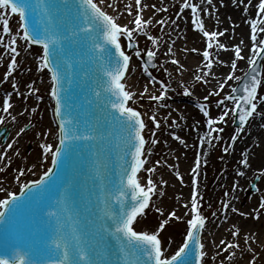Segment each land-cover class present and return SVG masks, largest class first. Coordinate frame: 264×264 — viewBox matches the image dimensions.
Listing matches in <instances>:
<instances>
[{"label":"snow or ice","instance_id":"obj_1","mask_svg":"<svg viewBox=\"0 0 264 264\" xmlns=\"http://www.w3.org/2000/svg\"><path fill=\"white\" fill-rule=\"evenodd\" d=\"M65 9L69 5H77L75 15L68 19L67 16L61 18L63 9L57 3V0H48L38 6L33 0H0V48L4 50V55L10 57V63L3 78L8 82L10 77L17 74L21 65L17 57L20 56L18 41H23L28 47L39 45L42 47V56H40L39 68L47 69L50 73L51 88L50 97L55 100V112L59 120V145L54 147L52 144L42 145L44 149V158L47 159L51 154L52 168L44 173V177L38 181H33L31 185L24 184V189L32 191L40 189L46 185L53 176L56 175V169L60 166L62 157H67L75 141L87 142L84 146L86 151H81L84 157V163L95 167L98 170L106 169L102 162L104 159L115 155L119 160V174L113 173L114 179L104 180L100 195L98 207L102 215L94 213L93 209L86 208L87 215L77 219L71 225L73 233L71 240L66 235L67 223L66 216L76 215L72 206L75 205V199L71 194H66V200L69 204L60 209L55 206H48L44 213V224L46 231L41 237L40 246L30 248L28 251L22 248L5 246L0 249V264H111L104 260L103 254H111L113 250L116 254H122L124 264H208L205 257L208 256L206 244L203 236L206 226L209 223L208 217L204 214V196L201 191L202 169L208 164L206 155L199 151L193 161L189 171L192 176L191 196L184 200L182 207L183 216L178 215L175 208L171 209L167 215L164 214L162 206H156L153 197L161 199L165 196L164 188L168 186V181L160 178L157 182L154 174L158 167L166 166L169 169H177L178 164H169L167 161L157 159L152 166L146 167L150 157L154 155V149L161 143L167 144V141H161L157 135L161 129V121L157 115L149 117L152 127L144 119L140 110L129 105V101L134 100L137 93L128 90L126 84V74L129 72L132 55L126 50L122 39L126 41L128 50H133L137 58L143 60V71L147 74L149 83L159 84L161 86L160 94L153 95L149 93L148 85L144 86L139 94L143 98L147 94V99L155 102H163L167 105L169 99L168 93L170 85L163 80H156L151 69H154L157 60V51L160 40L157 36L149 34V27L154 23L159 24L163 29L169 24V19L155 20L154 15L145 18V10H156L155 4H148L144 0H135V15L129 24L121 25L117 16L109 14L102 5L105 0H60ZM222 7H232L241 11L244 23L250 26L251 48L249 56L242 55L244 44L241 39L240 44L229 46L223 42V38L228 34L229 38H234L236 22L231 21V17H226L230 21L229 28L213 27L209 30L206 27L204 13L214 20L215 25L221 21L212 11L203 8V4L213 5V0H183L182 6L176 20H171L175 25L177 20L185 19V10H188L190 24L192 29L201 37L205 43V49L202 51V66L195 80L208 84L206 78L208 75L215 76L214 67L229 66L230 71L222 80H218L217 88L211 89L203 97V102L196 106L203 115V126L206 127L203 136H200L197 145L193 148L203 149L205 143L213 147V141H220L222 151L227 154L236 152V143L242 138V134H247V127L250 122H254L256 116L264 120V111L260 105H264V95H259V90L264 86V0H218ZM113 3L107 7H113ZM39 7L40 19H36ZM126 14L133 15V5L128 3L124 6ZM71 10V9H69ZM161 12L167 11L166 8L158 9ZM251 10H255V18L251 16ZM219 12V9H215ZM12 17L18 18V28L13 31L10 26ZM131 25V26H129ZM143 35L150 41L157 50L149 48L142 50L139 47L138 37ZM172 43H175L173 41ZM74 45H90L88 51L92 54L100 65L101 75L95 87H85L83 89L84 103L77 106L75 97L70 90V86L75 82V57L83 55L74 50ZM233 51L234 57L230 60H222L220 56L223 52ZM198 53L196 48L187 49ZM146 53V57L142 56ZM167 54L175 56L173 49L169 47ZM247 60L248 70L242 75H237V61ZM172 64L178 66V72L184 69V65L178 59L173 58ZM168 72V69H164ZM169 76L171 73H168ZM87 75V74H85ZM234 82L230 84L229 82ZM19 81H11L12 91L7 92L4 97H0V111L6 113L15 121L17 117L12 114L15 109L13 96L20 97L22 102L26 103L30 96H35L37 100H42L39 96V89L34 87L35 81L25 85V91H21ZM230 91L224 93L225 87ZM183 95L191 96L193 91L189 86H184ZM211 97L217 99L213 101ZM229 103L231 106H229ZM218 110L216 116L212 115V108ZM38 111V105L29 111L25 107L23 112H29V115ZM231 120L237 124V127L230 135V143L223 145L222 133L225 132L224 125ZM31 123V121H29ZM198 123V128L200 122ZM5 124V117L0 116V125ZM260 127L264 129V124ZM25 132L21 127L17 132V137ZM170 135L184 147H189L187 141L173 130ZM258 142H251L254 145H264V131L260 134ZM15 143V141H13ZM13 143L7 144L11 149ZM94 155L95 160L88 159V155ZM6 153H0V157ZM238 165L236 175L245 177L248 172L253 170L252 161H258L259 177L264 178V152L255 151L254 148L245 146L241 149L238 156H234ZM179 157H177V161ZM3 171V169H0ZM147 173L146 184L142 183L141 172ZM23 175V171H20ZM176 177L182 184L185 183L183 176L177 170ZM19 179V177H17ZM238 188L234 182L233 190ZM3 189H0L2 191ZM228 193L225 192V196ZM25 196L24 192L17 196L10 194L9 198L0 200V222L10 212H15L20 204V197ZM111 197V200H109ZM180 197H176L179 201ZM57 201V205H59ZM224 210V219L227 220V212L247 219L251 217L253 221L259 222L264 216V196L259 197V204L256 208L244 212L237 207L231 206V201H222ZM211 207V205H208ZM151 208L159 214L161 219L157 220L156 227L149 230H137L136 225L140 223L147 210ZM212 217L217 213L212 212ZM183 221L187 227L184 233V239L181 246L174 254L169 255L167 249L162 247L161 233L166 231V226H171L170 221ZM97 224L99 225L97 227ZM79 225V227H77ZM226 231L231 232L233 240L221 239L216 245V256L211 257L215 260L221 253L227 254L228 264H235L237 259L236 249H241L239 240L236 239L241 234V227L232 224ZM259 229L249 227L245 229L244 242L247 245L239 252L240 256L247 255V264H259L258 258L264 259V252L257 251V248L264 250V240L257 235ZM251 241L252 243H249ZM259 241V244L256 243ZM113 243L117 245L113 249ZM35 256V259L31 257ZM219 264H225L221 259Z\"/></svg>","mask_w":264,"mask_h":264},{"label":"bare ground","instance_id":"obj_2","mask_svg":"<svg viewBox=\"0 0 264 264\" xmlns=\"http://www.w3.org/2000/svg\"><path fill=\"white\" fill-rule=\"evenodd\" d=\"M199 2V0H196ZM144 2L148 4H155L156 10H153L151 8L145 10V18L152 17L154 15L155 20L159 19H169V24L164 26L163 29L159 24L154 23L152 26H150V35L157 36L160 40V44L158 45V51H157V59L160 60V67L158 69V73L156 75H153L156 80H163L165 83L170 85V91L168 93L169 99L167 100V105L163 106V102H155L147 99V94L143 98L139 97V94L143 91L144 86L148 85V90L150 94L153 95H159L161 86L157 84L149 83V79L147 74L143 71V69L140 67V65L136 62V60L130 61L129 66V72L126 74V84L128 90H132L137 93V96L134 97V100L129 101V105L132 107H136L138 110L139 106H137V103L140 102H147L148 104H145L142 108V114L144 116V119L151 123V120L149 117L151 114L157 115V118L161 121V129L158 130L157 135L161 141H167V144L161 143L154 149V155L151 156L149 163L146 164V167L152 166V164L157 160L160 159L163 163V161H167L169 164L177 163L178 168L177 169H169L166 166H160L157 169V172L154 174V179L157 180V182L160 181V178L162 177L163 180L168 181V186L164 188L165 196L159 200L158 203H155L156 206H162L164 208V214L167 215V213L175 208L178 215H183L184 209L181 206L183 201L188 199L191 196L192 193V176L189 171L190 167L193 164V161L197 155V152L199 151L202 155H206L207 159H209V153L213 152L215 149L217 151V158L215 159V165H216V171H210L206 173V176L204 178H201V191L202 193H206L208 196H211L213 192V187L218 185L219 183V177L223 178L225 176L224 172L230 173L227 175L226 179L229 182H234L238 184V188L235 190H231V192L227 195V200L231 201L232 207H237L241 211L248 212L254 208H256L259 204V197L264 196V178H260V181L257 184L258 191L257 193H254L253 195L247 197L244 195L245 191L248 189V185L250 182L255 178L259 177V171H258V161L253 160V170L248 172L245 177H238L236 175V169L238 167L236 160L234 159V156H238L241 149H243L245 146L248 148H254L255 151L264 152V145H254L251 142L256 141L258 142L261 138V133L264 131L260 127L261 124H264V120H261L259 116H256V119L254 122H250L251 126L247 127V134H242V138L239 139L236 143V152L230 155V159L232 160L231 167H226L225 161L227 157L222 151V144L220 141H213V147H209L207 143H205V146L203 149H200L198 147L193 148L192 145H197V141L200 136H203L205 131H207L206 127L203 126V121L198 120V116L194 115V112H196L197 104L199 101L203 100V97L208 94V92L213 89L217 88L218 80H222L224 76L230 71V65L229 66H219L214 67L213 71L215 73V76L208 75L206 78L208 79V84H203V82L196 81L195 76L202 74L200 72V67L202 66V51L205 49V43L201 39V37L192 29V26L190 24V16H188V10H185V19L183 20H177V23L175 25L171 24V20H176V17L179 13V9L182 6L183 0H144ZM247 2V0H245ZM255 3L256 0H253ZM113 3V0H105L104 8L109 14L117 16L118 13L122 14L118 17V22L121 25L129 24V21L133 19L135 15V1L133 5V15L129 16L126 14L125 5L128 3H131L130 0H115V4L113 7H107L108 4ZM161 7H164L167 9L165 12H161L158 9ZM203 8L207 9L208 11H212L213 14L219 18L221 23L219 25L214 24V20L211 17L207 16V13H204L206 20V27L211 30L213 27H219L221 29L223 28H229L231 31V25L230 21L226 17H231V21L236 22L238 25L235 28V36L234 38H229L228 34H226L222 39L223 42H226L229 46L240 44L241 39H243L244 44L241 45L243 48L242 55H244L246 58L249 56V50L251 48V40H250V26L246 23H244V20L242 19V16H247V14H242L241 11L236 10L232 7H222L218 0H213V5L209 6L206 3L202 5ZM215 9H219V12H215ZM251 16L252 18H255V10H251ZM131 26V25H129ZM14 31V30H13ZM141 37H138L139 45L141 43ZM146 39V38H145ZM148 47L153 48V50H157L156 47L153 46V44L148 41ZM175 41V43H172ZM122 43L124 44V40L122 39ZM171 47L173 49V52L175 56L167 54V49ZM185 48L192 49L196 48L200 50L198 53H193L191 51H185ZM20 55L22 57H26V61L30 60V53H27L23 51L21 47H19ZM7 56L4 55V50L0 48V97H4L7 92L12 91L11 89V82H4L3 78L5 76V73L7 71L8 64L5 63V58ZM234 57L233 51H227L223 52L220 56V59L222 60H230ZM178 59L182 65H184V69L180 70L182 72V75L180 72H178V66L172 64V59ZM23 59V58H22ZM249 67L247 60L244 61H237V75H240L243 71H245ZM167 68L168 72H165L164 69ZM36 70V69H35ZM33 72L32 76L29 77V81L27 84H31L35 78V73ZM168 73H171L169 76ZM17 74H14L13 78L16 77ZM22 76V75H21ZM21 82L24 83V79L21 78ZM230 84H233L234 82L230 81ZM36 87L39 86L36 84ZM23 86V85H22ZM20 87L21 91H24L23 87ZM42 86L44 87V93H47L50 91L51 88V80L48 79L42 82ZM184 86H189L192 91L193 95L191 96H185L183 95ZM47 87V92L45 91ZM176 91H179L180 94L176 97L180 100L178 103L174 102V93ZM230 91L229 87H225V93ZM264 95V93H263ZM20 97L13 96V100L15 101V109L12 111V114L17 117L15 121L11 120V117L8 116L6 113H3L0 111V116L5 117V127L6 130L9 133L8 139L5 143L0 142V153H6V155L0 157V166L5 162L6 165L9 164L11 160V154L8 151H5L7 148V144L15 143L19 144L20 138L24 137L26 133H21L19 137H17V132H19L20 128L24 124V119L27 117V119L30 118L29 112H23V109L25 107L29 108V111L32 108L37 107L38 103H34L28 100L29 102L27 105H22L20 100ZM222 98V96H221ZM43 102L41 100H38L41 102V105L45 108L44 114L42 119L45 120V125L43 127V131L41 132V137L43 136L42 142L39 144V148L44 151L42 145L44 144H52L54 147L57 144V138H56V130L54 126V118L52 113V103L53 101L50 98L43 97ZM229 106L230 103H229ZM260 109L264 111V105H260ZM146 111V112H145ZM213 116H216L218 114V110L214 107L212 108ZM31 120V128L30 132L34 130L36 126L33 124V118ZM200 122V126L198 128V123ZM149 124V123H148ZM152 127V123L151 126ZM225 132L222 133L223 137V145H227L230 143L229 137L233 133V130L231 129V126L229 124L224 125ZM36 130V129H35ZM175 130L179 135H181L188 143L189 147L182 146L179 142L175 141L170 133ZM15 154V151L13 152ZM44 153L41 155V158L43 159ZM177 157H179V160L177 161ZM38 160V159H37ZM39 162V160H38ZM32 164V163H28ZM179 171L181 175L184 178L185 183L182 184L180 180L176 177L175 172ZM205 170V167L202 169ZM142 177V183L146 184L147 181V173L141 172ZM208 180L210 185L208 187H205L206 184L208 185V182L205 181ZM202 187L205 188V190H202ZM179 195L180 197L179 201H176V196ZM173 206L170 210L166 209L167 206ZM264 211V210H262ZM222 215H217L212 219L210 223L207 224L206 230L204 233L203 240L206 244V251L208 252V256L205 257L206 261H210L212 264H219V261L221 259L225 260V264H228L227 261V254L221 253L220 256H217L215 260H212L211 257L216 256V245L219 244L220 240L227 239V240H233V237L231 235V232L226 231L232 224H236L237 226L241 227L242 231L239 237L236 239L239 240V243L241 245V249L245 248L247 245L244 242L245 237V229L249 227H255L259 229L257 232V235L260 236L261 240H264V217H261V220L259 222H255L252 220L251 217H248L247 219H244L231 211L227 212V220L224 219V210L222 212ZM249 243H252L249 241ZM257 244H259V241H256ZM241 249H236L234 251L237 252V259L235 261V264H242L243 262H240L244 257H247V255L240 256L239 252ZM257 251L264 250L257 248ZM246 258V264H247ZM259 264H264V259L258 258Z\"/></svg>","mask_w":264,"mask_h":264},{"label":"rangeland","instance_id":"obj_3","mask_svg":"<svg viewBox=\"0 0 264 264\" xmlns=\"http://www.w3.org/2000/svg\"><path fill=\"white\" fill-rule=\"evenodd\" d=\"M97 1H99V0H97ZM134 1L135 0H130V2L132 4H134ZM17 21H18V19L16 17H12L10 20V26L15 30H17V28H16L17 27ZM149 29H150V27H149ZM148 31L150 32V30H148ZM139 37L142 38L141 43L139 45L140 49H142V50L149 49L145 37L143 35H141ZM19 43L22 45V47L25 49V51L27 53H30V55H31L30 60H28V61H26V57H24V56L22 57V55L17 57L18 63L21 65V67H20L19 72L17 73L16 80L21 81V78L24 79V83L20 82L19 86L21 87L23 85L22 87L24 88V91H25L26 90L25 85H27V83L29 81V77L32 76L34 71H36L34 73L35 78L33 80L35 81L36 84H38V82H39L38 87H36V85H34V87L39 89L38 95L42 96V97L45 95L47 97L48 96L50 97V95H48L47 93H44V87L42 86V82L44 83V81L48 80L49 76H48L47 71L45 69L41 70L39 68V64H40L39 58L41 56L40 49L35 48L33 46L28 47L23 41H19ZM124 45H125L126 50L129 51V54L132 55V60H136V62L143 69V67H142L143 60L141 58H137L135 56V53L133 50L127 49L125 40H124ZM145 55H146V53L142 52V56H145ZM7 61L8 62L10 61L9 56H7L5 58V63ZM159 64H160V60L157 59L156 60L157 66L154 69H151L153 75H156V73H158V69L160 67ZM246 70H248V67ZM243 72L240 75H242ZM45 91L47 92V87H46ZM224 91H225V89H224ZM263 93H264V86H262L260 88L259 95H263ZM179 94H180L179 91H176L174 93V102L175 103H178L180 101L176 97ZM221 96H223V93H221ZM211 99L213 101H215L217 98L211 97ZM30 101H32L34 103L35 102L40 103L36 99L35 96H30ZM20 102L22 105H25V103L22 102L21 99H20ZM201 102H203V100L199 101V103H201ZM145 104H148V103L147 102H140V103H137V106H139V108L142 109ZM44 110H45V108L43 107V105H40L39 109L36 113H32L30 115L29 119H27V117L24 119V124L22 127L25 128L24 133H26V135L24 137L20 138L19 144L16 143L11 148V151L9 153H12V154H11V160H10L9 164L6 165L5 162H3V164L0 166V169H3V171H0V189H3L2 191H0V200L5 199V197H7L9 195V193H17L19 191V189L21 188V186L24 185V183H26L29 180L37 178L38 174L40 172L46 170L48 168L49 164L51 163V154H48L47 159H45L44 155H43V159H42L41 155L43 154V150H41L39 148V144L43 140V136L41 137V132L43 131V127L45 125V120L42 119L43 114H44ZM195 111L196 112H194V115L198 116L199 121H203L204 117L200 113L199 109L196 108ZM151 115H153V114H151ZM212 115H213V111H212ZM31 118H33L34 126L37 125V127L35 128L36 130L34 129L32 132L29 131V129L31 127V124L29 123V121H31L30 120ZM148 123H149V127H150L152 122L151 123L148 122ZM228 124L231 126L232 130H234L236 128L231 120H229ZM3 126L0 125V139L6 138L7 134L9 135V133L6 131V128ZM14 151H15V154H13ZM217 151L215 149L213 152L209 153L208 164L206 165L205 170H202V177L201 178H204L206 176V173H208L210 171H216V169H215L216 165L214 163H215V159L217 158ZM225 156L227 157V159L225 161L226 167H231L232 160L229 158L230 155L228 156V154H225ZM37 159L39 160V162ZM28 163H32V164L30 165ZM21 170L23 171V175H20ZM224 174H225V176L223 178L219 177L218 185L213 187V192H212L211 196H208L206 193L203 194V196H204L203 211H204V214L208 217L209 223L214 218L211 215L212 212H216L217 215L223 214L222 213L223 212L222 201L227 200L226 199L227 196H225V192L229 193V192H231V190L233 188V182H229L226 179H224L230 173H228L226 171V172H224ZM17 177H19V179H17ZM205 181L208 182V185L206 184L205 187H208L210 185V183L208 180H205ZM259 181H260V178L255 177L250 182V184L248 185V189L245 191L244 195L249 197V196L253 195L254 193H257V191H258L257 184ZM202 190L204 191L205 188L202 187ZM175 196L178 197L179 195L175 194L174 197ZM153 200L155 203H158L160 199H157L156 197H154ZM209 204L211 205V207L208 206ZM172 207L173 206L169 205L166 207V209L170 210ZM262 217H264V216H262ZM158 219H161V217L159 216V214H157L154 211L153 208L150 207V209L147 210V216H145L144 219H142L140 221V223L138 225H136V228H137V230H149V229L155 228ZM170 225L171 226H166V231L161 233V239H162V243H163L164 248L167 249V253L168 254H174L175 251L178 249V247L181 246L183 243V239L185 238L184 233H185L187 225L183 221H175V220L170 221ZM246 258L247 257H244L240 262H243L242 264H246ZM208 264H212V263L209 261Z\"/></svg>","mask_w":264,"mask_h":264},{"label":"water","instance_id":"obj_4","mask_svg":"<svg viewBox=\"0 0 264 264\" xmlns=\"http://www.w3.org/2000/svg\"><path fill=\"white\" fill-rule=\"evenodd\" d=\"M38 6L41 5V0H33ZM48 0H43V3H47ZM59 6L63 9L61 13V18L67 16L68 19H71L72 16L75 15V8L77 5L70 4L69 9H65L60 0H57ZM78 4V0H77ZM63 16V17H62ZM69 16V17H68ZM36 19H40L39 7L36 14ZM90 47V45H88ZM74 50L79 54L83 50L82 48H78L77 45H74ZM76 66H75V82L70 86V90L75 97V102L79 107L84 103L83 96L85 95L83 89L85 87H95L99 81L100 75L102 74L100 71V65L98 64L95 58H92V54H87V59H85V54L78 55V58L75 57ZM87 74V75H85ZM73 143V148L68 155V161H61L60 166L55 170L56 175L50 179L49 187L55 190L54 199L49 206H55L60 209L66 207L69 202L66 200V194H71L75 199V205L72 206L76 213H79V216L71 215L64 217L67 227H66V235L69 240L72 238L71 225L77 219L82 218L87 215L84 211L86 208L93 209L94 213L97 215H102L100 212L98 204L99 201L97 197L101 193V189L104 186L102 182V177L104 180L114 179L113 173L116 175L119 174V160L115 155H112L110 158L104 159L101 157L102 162L107 166L106 169H100L99 173L97 168L91 167L84 163V157L81 156V151H86L84 148L87 142L85 141H75ZM88 159L95 160L96 157L94 155H88ZM33 180V179H32ZM28 191L25 192V196ZM24 197V196H23ZM50 200V196L47 197L46 205ZM111 200V197H109ZM57 201H59V205H57ZM99 225L97 224V227ZM79 227V225H77ZM46 229L37 227L35 232L32 235H35V238L38 237L37 234L42 235ZM15 248L16 244H10ZM40 244L37 246L39 247ZM117 245L113 243V249H115ZM104 260L110 261L111 264H124L122 254H116L115 251L111 254H103L102 257Z\"/></svg>","mask_w":264,"mask_h":264}]
</instances>
